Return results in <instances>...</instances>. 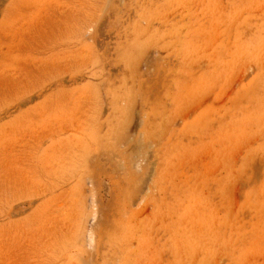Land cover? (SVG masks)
I'll return each instance as SVG.
<instances>
[{"label":"rangeland","instance_id":"374dc122","mask_svg":"<svg viewBox=\"0 0 264 264\" xmlns=\"http://www.w3.org/2000/svg\"><path fill=\"white\" fill-rule=\"evenodd\" d=\"M0 264H264V0H0Z\"/></svg>","mask_w":264,"mask_h":264}]
</instances>
